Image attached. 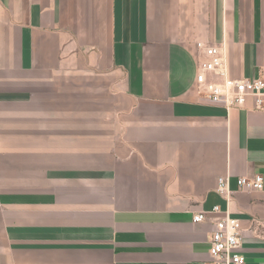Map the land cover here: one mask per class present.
<instances>
[{"label":"crops","instance_id":"1","mask_svg":"<svg viewBox=\"0 0 264 264\" xmlns=\"http://www.w3.org/2000/svg\"><path fill=\"white\" fill-rule=\"evenodd\" d=\"M198 42L263 77L264 0H0V264H209L225 212L264 264V110L199 93Z\"/></svg>","mask_w":264,"mask_h":264},{"label":"built area","instance_id":"2","mask_svg":"<svg viewBox=\"0 0 264 264\" xmlns=\"http://www.w3.org/2000/svg\"><path fill=\"white\" fill-rule=\"evenodd\" d=\"M197 46L206 56L198 64L196 84L204 98L227 109L245 106L252 99L256 109L264 110V76L257 78L235 79L229 75L225 49L216 46H206L198 42ZM236 188L241 191H261L264 189V177L256 174L252 177L241 176L235 181ZM218 191L230 197V179L221 177L218 181ZM210 214H221L220 206L215 205ZM214 221V231L210 239L209 264H247L244 254L240 252L243 239V227L237 218L223 213ZM208 214L198 212L194 215L195 222H202Z\"/></svg>","mask_w":264,"mask_h":264}]
</instances>
